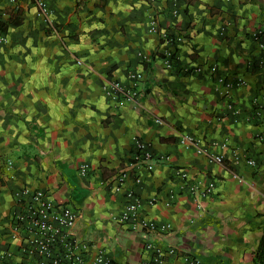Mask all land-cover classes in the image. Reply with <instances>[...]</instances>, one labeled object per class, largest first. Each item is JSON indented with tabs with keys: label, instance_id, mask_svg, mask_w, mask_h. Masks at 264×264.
<instances>
[{
	"label": "crops",
	"instance_id": "0c3cea01",
	"mask_svg": "<svg viewBox=\"0 0 264 264\" xmlns=\"http://www.w3.org/2000/svg\"><path fill=\"white\" fill-rule=\"evenodd\" d=\"M43 1L49 23L33 0H0V264H45L8 235L22 188L77 214L85 264L98 250L110 264H251L264 224V51L251 34L264 35V0ZM128 72L136 96L118 106L102 87L130 89ZM135 141L150 159L134 160ZM135 199L167 229L121 220Z\"/></svg>",
	"mask_w": 264,
	"mask_h": 264
},
{
	"label": "built area",
	"instance_id": "2783aa9c",
	"mask_svg": "<svg viewBox=\"0 0 264 264\" xmlns=\"http://www.w3.org/2000/svg\"><path fill=\"white\" fill-rule=\"evenodd\" d=\"M43 20L49 23V14L43 0H33ZM175 1V0H173ZM151 32H155V28H150ZM251 38L257 43L260 51H264V35L260 32L251 34ZM5 43V38L0 36V44ZM79 65L80 62L76 61ZM140 76L133 72H128L127 80L130 83V89L125 88L116 81H108L106 86L102 87V92L108 99L118 106L124 102L133 101L136 96L134 87L136 86ZM217 82L221 83L225 90L240 85V80H232L231 78H218ZM189 141L187 137H183V142ZM136 154L134 160L146 161L151 158L146 146L135 141ZM216 162H220V158H213ZM10 162L5 164V170L10 168ZM146 170L151 171L152 166L146 165ZM88 166L81 164L77 172L80 176H84ZM124 175L117 177L119 184L122 183ZM138 183V179H135ZM213 189L212 183H209L202 191L204 195L209 194ZM139 201L135 199L128 204L121 214V220L129 221L133 228L140 227L147 231L166 230V226H156L152 222L141 220L138 216ZM77 214L66 205H58L54 203L44 192L39 190L30 191L22 188L15 194V209L9 214L7 222V231L11 239L20 238L23 242V252L28 255L37 256L45 264H85L84 253L86 244L77 241L74 236V225L77 220ZM2 229L0 228V236ZM151 250L155 261L161 260L162 252L154 247L146 246ZM153 259V260H154ZM90 264H110L106 254L98 250L91 258Z\"/></svg>",
	"mask_w": 264,
	"mask_h": 264
},
{
	"label": "trees",
	"instance_id": "16d2710c",
	"mask_svg": "<svg viewBox=\"0 0 264 264\" xmlns=\"http://www.w3.org/2000/svg\"><path fill=\"white\" fill-rule=\"evenodd\" d=\"M251 264H264V224L261 228L260 238L253 253Z\"/></svg>",
	"mask_w": 264,
	"mask_h": 264
}]
</instances>
